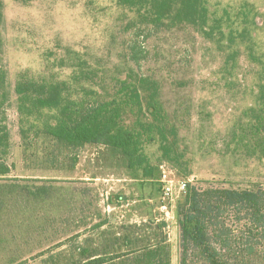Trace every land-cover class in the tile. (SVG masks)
Wrapping results in <instances>:
<instances>
[{"label": "rangeland", "instance_id": "374dc122", "mask_svg": "<svg viewBox=\"0 0 264 264\" xmlns=\"http://www.w3.org/2000/svg\"><path fill=\"white\" fill-rule=\"evenodd\" d=\"M1 2L7 96L0 118L13 168L0 178V264H85L98 257L102 264H133L129 252L149 236L156 242L162 230L171 264H180L177 210L189 182L264 193L260 135L249 125L264 114L257 98L264 83V0H201L207 12L200 25L156 21L118 0ZM132 45L139 63L131 61ZM81 67L90 74L77 84ZM131 68L159 81L183 166L164 157L157 141L145 147L156 167L146 177L106 145L58 144L36 127L43 118L19 110L15 86L22 79L66 81L75 98L92 102L113 96ZM125 120L132 124L136 116L127 113ZM214 238L227 240L222 252L229 262L264 264V226L244 212H224Z\"/></svg>", "mask_w": 264, "mask_h": 264}, {"label": "trees", "instance_id": "16d2710c", "mask_svg": "<svg viewBox=\"0 0 264 264\" xmlns=\"http://www.w3.org/2000/svg\"><path fill=\"white\" fill-rule=\"evenodd\" d=\"M119 4L138 11L153 13L156 21L164 22L179 18L189 24L200 25L206 20V9L201 0H118ZM0 8L2 2L0 0ZM241 34L247 32L244 28ZM234 42V39H231ZM131 61L139 63V58L130 47ZM235 55V52L233 53ZM86 64V62H83ZM90 72L79 69L76 83L88 78ZM5 74L0 70V116L6 101ZM117 91L95 101L75 98V91L66 81L22 79L15 86L19 99V110L24 117L43 118L41 127L44 133L58 144L75 149L86 144H103L111 147L125 160L126 167L142 171L143 175H155L156 167L151 163L145 147L160 142L164 157L181 162L185 155L179 154V134L171 123L161 99V86L155 78L136 73L129 69L126 78L118 81ZM257 98L264 104V83L259 84ZM52 115L48 116V113ZM127 113L135 114L136 121L127 124ZM257 123L250 125L260 135V152L264 155V114L257 115ZM10 147L6 126L0 118V178L8 177L13 166L6 162ZM24 189L28 190L26 186ZM47 188L41 186L39 191ZM235 209L244 212L250 223L264 226V193L253 189L207 187L188 183L184 201L178 206L177 214L181 229L180 264H233L223 254L227 240H216L219 236V221L224 212ZM156 242L148 237L144 245L134 248L128 255L133 256V264H171V246L168 237L155 234ZM195 253L196 261L191 260ZM119 257V256H117ZM197 259H200L197 260ZM101 257L92 258L85 264H102Z\"/></svg>", "mask_w": 264, "mask_h": 264}, {"label": "built area", "instance_id": "2783aa9c", "mask_svg": "<svg viewBox=\"0 0 264 264\" xmlns=\"http://www.w3.org/2000/svg\"><path fill=\"white\" fill-rule=\"evenodd\" d=\"M183 188H185V184H184Z\"/></svg>", "mask_w": 264, "mask_h": 264}]
</instances>
